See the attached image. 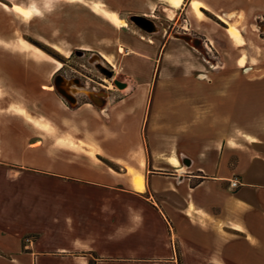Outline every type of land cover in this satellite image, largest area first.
Returning a JSON list of instances; mask_svg holds the SVG:
<instances>
[{
    "label": "crops",
    "instance_id": "obj_1",
    "mask_svg": "<svg viewBox=\"0 0 264 264\" xmlns=\"http://www.w3.org/2000/svg\"><path fill=\"white\" fill-rule=\"evenodd\" d=\"M195 1L208 5L191 0L192 6ZM102 10L124 26L112 17L115 12L105 5ZM172 45L175 53L168 51ZM187 45L160 41L156 53L160 50L163 62L182 55L196 62ZM122 46L123 54H135L127 58V86L105 90L86 81L97 101L82 100L62 118L56 143L41 133L47 134L43 128H31L26 120L32 116L24 109L3 114L5 106L0 107V259L9 264H264V150L255 147L261 142L257 134L246 133L257 140L239 139L245 136L238 119L241 88L214 80L155 85L154 55L137 52L129 38ZM18 52L51 62L30 47ZM191 64L187 61L189 71L180 73L202 70ZM239 66H246L245 57ZM4 73L24 89L34 85L35 98L64 102L37 72ZM246 78L249 85L264 87V66L249 68ZM116 94L125 96L111 100ZM44 109L42 117L53 123L52 111ZM253 120L264 121V113Z\"/></svg>",
    "mask_w": 264,
    "mask_h": 264
},
{
    "label": "rangeland",
    "instance_id": "obj_2",
    "mask_svg": "<svg viewBox=\"0 0 264 264\" xmlns=\"http://www.w3.org/2000/svg\"><path fill=\"white\" fill-rule=\"evenodd\" d=\"M207 1L215 4L232 3V0ZM160 2L167 1L0 0V107L5 106L4 112L1 111V113L8 114L19 112V110L22 113L21 110L24 109L32 116L28 115L29 117L27 118L30 121L26 120L31 128L38 132L43 128L47 131V134L43 131L41 133L47 137L49 142L56 143V136L61 134L56 126L62 122V118L71 116V110L77 106L79 100L77 99L74 104L69 103L64 97H62L64 102L57 98H48L45 101L40 100L34 96L32 91L35 87L34 85L27 84L25 85L26 89H24L21 84L9 79V74L4 73V71L14 69L37 72V75L42 77V81L52 86L55 91L57 89L55 88L54 77L58 73H62L65 75V80L61 86L64 87L63 85L65 84L67 91L74 94L84 91L83 89L88 85L86 81H89L90 84H95L86 79L83 74L91 76L99 82L102 81L93 74L106 78L108 81L107 85L115 87L113 78H109L99 71L100 66L97 62H101V66L112 68L115 73L114 77L126 82L129 81V75L125 73L127 58L130 56L131 60H133L135 58L132 55L135 54L132 53L127 56L123 54L122 50V43L126 38H129L131 42L135 43L134 49L137 52L154 55L151 66L153 68L152 82L155 85L158 80L166 83L214 80L238 84L241 88L238 119L240 131L245 133V138L239 136V139L245 143L249 139L257 140L255 137L247 136L246 133L257 134L261 142L256 144L255 147L264 150V121L253 120L254 117L264 113V87L260 86V84L251 86L246 78L249 68L264 66V40L261 39L264 35L259 32V27L255 21L256 18L252 17L251 12L238 11L239 8L245 5H211L210 8L213 13L221 14L229 22V25H235L239 30L244 31L247 45L240 46L232 40L228 31L219 25L218 22L220 21L217 17L205 12L206 17L200 19L191 5L193 15L188 13V16L195 31L191 30L193 33L181 35V38L185 40L186 44H188L187 46H192L190 48L197 54L198 61L196 60L195 62L188 55H182L178 60H165L163 62V55H160V50L159 53H156V45L165 39L160 33L163 27L162 22L167 24L169 22L168 17H173L171 15L172 9L177 13L182 8H174L165 4L156 5ZM95 3H102L110 11L116 12L118 15L113 13L112 17L119 18L124 26H117L114 21L106 18L104 14L107 15L109 13H105L106 11L102 9H96ZM125 3L127 5H123ZM261 3H263V0H261ZM14 4L21 6L26 13H18L19 15L17 12L15 13L13 10ZM181 7H185V10H187L189 5H181ZM223 8L227 14H223ZM132 13H146L156 16L157 18L151 17L155 21L153 31H149L151 32L149 33L131 23L130 15ZM182 16L179 15V19L177 16L178 22L181 21ZM188 16L186 19H188ZM124 22L129 25L128 28ZM184 24L185 26L188 25L187 21H184ZM204 32L212 40L215 47L220 50L219 53L215 52V48L205 51L199 45L194 44V33ZM162 34H164V31ZM141 35L144 36L143 39L140 37ZM149 39H152L153 43H150ZM28 47L37 51L39 55L46 57L52 63L45 61L43 57L34 59L18 52L19 49L25 50ZM56 48H59V50ZM82 49H89V51ZM168 51L171 53L176 52V50H173V45ZM102 54L108 55L110 61ZM242 57H245L247 65L244 68L239 66V61ZM55 60L63 63L61 69L57 70ZM189 60L192 63L191 65L201 67L202 70H191L192 74L184 76L180 72L187 73L189 71L185 66ZM133 62H138V60L136 59ZM162 68H164V73L160 74ZM89 73H92V75ZM76 77L81 79L80 83L75 82ZM84 79L85 82L83 81ZM104 89L106 90L107 88L105 87ZM111 91L113 92V90ZM84 92L89 94L88 91ZM57 94L61 97L58 91ZM122 96L125 95L118 94L117 98ZM113 98L116 99V95H111V100ZM45 107H49V110L52 111L51 119H53V123H49L42 117L41 114L45 113ZM35 119L38 121H35ZM39 121H45L49 125H41ZM85 142L89 143L86 140ZM86 143L79 142L81 145H86ZM26 239L24 238V242ZM0 264L9 263L0 259Z\"/></svg>",
    "mask_w": 264,
    "mask_h": 264
},
{
    "label": "flooded vegetation",
    "instance_id": "obj_3",
    "mask_svg": "<svg viewBox=\"0 0 264 264\" xmlns=\"http://www.w3.org/2000/svg\"><path fill=\"white\" fill-rule=\"evenodd\" d=\"M187 1H184L180 5H191V0H187ZM162 4L163 5L164 4L165 5H173L170 2H160V3L156 4V5H162ZM207 4L208 5H245L246 7L244 6L242 8H239L238 11H242L243 10V11L251 12L252 13V17L256 18L255 21H256L257 26L259 27L260 34L264 35V0H263V3H261V0H232L231 4H229L227 2H223V3H220V4H218V3L215 4V3L207 1ZM123 5H127V3H125ZM251 5H253V6L250 7ZM261 5H263V6H261ZM179 8H182V9H181L180 12H177V13H176V11L174 9H172V10L175 11V15L173 17H168V21L169 22L167 24L162 22L163 27L161 28L162 30L160 31V33L163 36V38H165L164 39L165 41L164 40L161 41V44H163V45H165L166 42H167V44L168 43H173L175 40H180V41L185 42V40L183 38H181V35H185V34H188V33H193V32H191V30L195 31V28L190 23V18L188 16V8L189 7L187 8V10H185V7H179ZM202 11H204V13L205 12L206 13H211L215 17H217L218 20L220 21V22H218L219 25L223 29H225L227 31V29L229 27V22L227 20H223L216 13L211 12L210 10L206 9L205 7H202ZM222 12H223V14H227L224 8H223ZM179 15H183V16H182V19H180L181 21L178 22L177 21V16H178V19H179ZM137 16H141V17L138 18ZM187 16H188V19H186ZM151 17L157 18L154 15H149V14H146V13H132L130 15V21H131V23H134L135 25H137V27H139L140 29L149 32V31H153V29L155 28V23H154L155 21H153V19H151ZM184 21H187L188 25L185 26ZM227 25H228V27H227ZM177 28H181L183 30L177 29ZM163 31H164V34H162ZM243 32L241 31L243 39H244V43L242 45L244 46V45H247V40L245 39V36H244ZM149 33H151V32H149ZM194 35H195V37L193 39L194 44L199 45L205 51L212 50L211 48H215L214 49L215 52H217V53L220 52V50L217 47H215L214 43L212 42V40L208 37V35L205 32L204 33H194ZM141 37L143 38L144 36L141 35ZM261 39L264 40V36L261 37ZM82 50L89 51V49H82ZM97 64L100 66V70L99 71L102 74L106 75L109 78H113V82L116 85L115 87L117 89H124L127 86V82L126 81L114 77L115 73L113 72L114 70L112 68H107L106 66H101L102 65L101 62H97ZM89 74L92 75V73H89ZM93 75L97 79L101 80L102 82L97 81L95 78H92L91 76L83 74V76L86 77V79H88L91 82L97 84L100 87V89H104L105 87L107 89H111L110 86L107 85L108 81H107L106 78L99 77V76H97L95 74H93ZM64 79H65V75L62 74V73H58L54 77V83L57 82L60 85V87H62L61 84L64 82ZM80 80L81 79L79 77L75 78V82L76 83H78V82L80 83L81 82ZM83 81L85 82V79ZM103 82H105V83H103ZM80 88H82V87H80ZM83 90L84 91H88L89 94L87 92H84V91L82 92L81 91V92H77V94L73 93V98H75L76 100L78 99L79 103L82 100H85V99H89V100L94 99V100L97 101V95H95L93 92H91L90 90H88L86 88H84ZM117 96H118V94H116V98H117Z\"/></svg>",
    "mask_w": 264,
    "mask_h": 264
},
{
    "label": "bare ground",
    "instance_id": "obj_4",
    "mask_svg": "<svg viewBox=\"0 0 264 264\" xmlns=\"http://www.w3.org/2000/svg\"><path fill=\"white\" fill-rule=\"evenodd\" d=\"M162 1V0H161ZM167 2H170V3H172L173 5H170V6H172V7H174V8H179V7H181V3H182V1L183 0H166ZM102 6L103 5H100V3H95V8L96 9H98V10H101L102 9ZM193 7L195 8V10H196V12L198 13V15L202 18V19H204L206 16H205V13L201 10V8L202 7H207L208 9L210 8L208 5H203V3L202 2H198V1H195L194 3H193ZM14 8H15V11L17 12V13H22V14H24V13H26L25 11H24V9L21 7V6H19L18 4H15L14 5ZM105 15V14H104ZM172 16H174L175 15V13H174V11L172 10V14H171ZM106 17H108V15H105ZM229 32H230V34H231V36L236 40V41H238L239 43H241V44H243L244 43V39H243V36H242V33H241V31L239 30V28L238 27H236L235 25H229ZM57 50H59V48H56ZM55 63H56V66H57V68H59V69H61V67H62V65H63V63L61 62V61H59V60H55ZM65 86V85H64ZM136 185H137V187H142L143 186V183H142V181H136Z\"/></svg>",
    "mask_w": 264,
    "mask_h": 264
},
{
    "label": "water",
    "instance_id": "obj_5",
    "mask_svg": "<svg viewBox=\"0 0 264 264\" xmlns=\"http://www.w3.org/2000/svg\"><path fill=\"white\" fill-rule=\"evenodd\" d=\"M137 17L139 18L141 16H137ZM55 88L57 89L58 93L62 97H64L69 103L74 104L77 102V100L73 98V93L68 92L65 87H60V85L57 82H55Z\"/></svg>",
    "mask_w": 264,
    "mask_h": 264
},
{
    "label": "built area",
    "instance_id": "obj_6",
    "mask_svg": "<svg viewBox=\"0 0 264 264\" xmlns=\"http://www.w3.org/2000/svg\"><path fill=\"white\" fill-rule=\"evenodd\" d=\"M233 185H237V182H233ZM32 239L31 238H27V242L31 243Z\"/></svg>",
    "mask_w": 264,
    "mask_h": 264
}]
</instances>
